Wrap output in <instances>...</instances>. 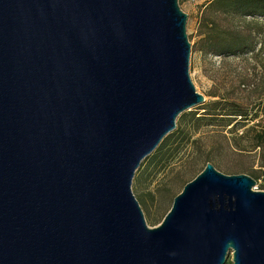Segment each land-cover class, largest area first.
I'll return each instance as SVG.
<instances>
[{"label": "water", "instance_id": "95a60500", "mask_svg": "<svg viewBox=\"0 0 264 264\" xmlns=\"http://www.w3.org/2000/svg\"><path fill=\"white\" fill-rule=\"evenodd\" d=\"M177 0H0V264H264V190L211 162L149 226L139 161L204 100Z\"/></svg>", "mask_w": 264, "mask_h": 264}, {"label": "rangeland", "instance_id": "374dc122", "mask_svg": "<svg viewBox=\"0 0 264 264\" xmlns=\"http://www.w3.org/2000/svg\"><path fill=\"white\" fill-rule=\"evenodd\" d=\"M186 13L185 32L189 41L188 72L197 91L204 100L195 107L190 106L176 116L175 125L165 136L166 143L158 144L146 154L133 171L131 190L143 213L145 222L157 224L168 209L171 199L182 184L192 178L206 161L223 173L243 172L254 179L253 189L264 190V174L252 173L257 169L256 148H235L231 136L234 131L252 124H264V17L259 15L255 4L244 6V14L234 18L225 17L206 9L208 0H177ZM221 8L220 6H216ZM209 10L219 21L222 30L232 28L246 40L248 45L241 55H219L203 53L198 42L196 22L201 11ZM212 91L222 96L234 97L241 108L247 111V120L234 131V122L225 123L223 113L230 106L221 101L218 114L194 119L205 102L213 99ZM220 112V113H219ZM259 126V125H257ZM241 147L249 148L247 136L238 138ZM222 264H232L228 254Z\"/></svg>", "mask_w": 264, "mask_h": 264}, {"label": "trees", "instance_id": "16d2710c", "mask_svg": "<svg viewBox=\"0 0 264 264\" xmlns=\"http://www.w3.org/2000/svg\"><path fill=\"white\" fill-rule=\"evenodd\" d=\"M247 4H255L259 7L258 11H256L259 15L264 17V0H208L205 5L206 9L215 7L212 9L217 14H221L225 17L234 18L235 15L244 14V12L251 13V11H245L244 6ZM216 6H220L221 8H217ZM207 10L205 12L201 11L198 15L196 22V31L198 34V42L200 44V48L203 50V53H207L210 55H219L224 58L228 55H241L248 51H240L248 45V42L242 40L239 35L240 33L232 28L222 30V27L218 24L219 21ZM211 95L214 97L206 101L204 106H202L203 110L198 115H195L196 112H191L190 114L194 117V119H200L207 114L217 115L218 108L217 105L223 101L230 106L228 112L223 113V117L225 123L234 122V127L232 131H234L238 126H243L247 120V111L244 108H241L238 102L234 97L222 96L216 91H212ZM196 105H193L195 107ZM183 111L179 112L177 116H179ZM220 113V112H219ZM264 117V111H263ZM259 125V126H257ZM171 132L168 131L163 137L160 139L158 144H165L166 140L165 136ZM247 136L249 141V148L241 147L237 140L238 138ZM232 142L235 145L234 147L239 150L256 148V158L258 163V168L251 169L250 172L256 173L260 172L264 174V124H252L247 126L241 130L239 134L235 131L231 136Z\"/></svg>", "mask_w": 264, "mask_h": 264}]
</instances>
